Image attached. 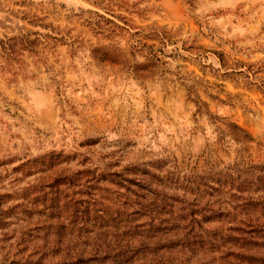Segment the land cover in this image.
Masks as SVG:
<instances>
[{"label": "rangeland", "instance_id": "obj_1", "mask_svg": "<svg viewBox=\"0 0 264 264\" xmlns=\"http://www.w3.org/2000/svg\"><path fill=\"white\" fill-rule=\"evenodd\" d=\"M94 1L0 0V40L33 41L0 53V264H74L114 235L135 252L130 264H260L250 256L264 246L224 236L228 216L203 226L221 239L208 249H137L146 240L85 172L154 161L173 177L232 169L249 196H264V169L258 189L250 183L251 166H264V0ZM103 48L114 56L99 59ZM228 194L201 199L224 207Z\"/></svg>", "mask_w": 264, "mask_h": 264}, {"label": "trees", "instance_id": "obj_2", "mask_svg": "<svg viewBox=\"0 0 264 264\" xmlns=\"http://www.w3.org/2000/svg\"><path fill=\"white\" fill-rule=\"evenodd\" d=\"M194 1L185 0V3L192 6ZM93 4L100 8H104L103 5L107 6L108 4H122L126 8H132L137 2L127 4L126 0L124 2L121 0H96ZM94 16L105 24L117 27L114 22L103 16L95 13ZM112 17L121 20L118 15L114 16L113 14ZM150 30L154 31V29ZM152 37L164 42L161 33H153ZM4 39L5 41L0 40L1 55L12 54L16 39L19 40L24 50L33 47V41L27 42L17 37H5ZM131 47L132 49L149 48L140 40L133 41ZM100 51H103L99 56L101 60L104 59V56H114L113 51L108 48L100 49ZM150 59L157 61L155 55H150ZM114 166L113 162L102 163L96 172H85L89 174L86 181L102 183L103 185L98 186V189L104 192L105 197H113V204L117 207L115 208L117 216L126 218L123 223L128 230L133 229V237L136 236V242L141 243L146 240L147 243L139 245L137 249H144L149 255L164 253L170 249L192 250L193 247L203 246V244L208 249L213 245L215 239H221L214 233L215 228L203 226L210 222H219L226 216L230 217L234 223V226H229L226 229L228 232L224 235L226 238L232 239L229 232H233L239 234L241 236L239 239L245 241L247 245L264 246V222H259L261 219L259 217L264 215V196H249L248 192H245L247 189L244 188L247 186V184L245 186L246 180L240 177L238 171L210 167L199 173L192 171L179 177H173V172L164 168V165L159 161L125 165L120 170L113 169ZM263 169L264 166H251V170L256 172L250 182L255 186V189H258L257 185L263 179L260 175ZM110 186L114 188L111 189ZM255 189L253 192H256ZM224 191L229 193L227 202L223 204L224 207L214 208L211 203L201 199L204 195L209 196L212 192ZM241 211L243 217L235 220V214H239ZM250 213H257L258 217ZM138 219H142L143 222H133ZM129 222L130 225H127ZM113 228L117 230V226ZM139 228L145 229L142 231L143 235L137 236L135 231ZM131 237L132 233L129 235L130 239ZM113 238L115 240L112 245L103 242L101 248H92L93 254L89 258H83L81 254H76L74 264H84L95 260L107 264H130L135 252L122 242L123 238L116 235ZM250 259L264 264V256H260L258 259L250 256Z\"/></svg>", "mask_w": 264, "mask_h": 264}]
</instances>
